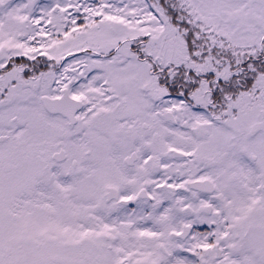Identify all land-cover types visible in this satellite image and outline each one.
Returning <instances> with one entry per match:
<instances>
[{
  "label": "snow or ice",
  "instance_id": "1",
  "mask_svg": "<svg viewBox=\"0 0 264 264\" xmlns=\"http://www.w3.org/2000/svg\"><path fill=\"white\" fill-rule=\"evenodd\" d=\"M0 264H264V0H0Z\"/></svg>",
  "mask_w": 264,
  "mask_h": 264
}]
</instances>
